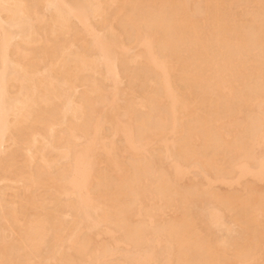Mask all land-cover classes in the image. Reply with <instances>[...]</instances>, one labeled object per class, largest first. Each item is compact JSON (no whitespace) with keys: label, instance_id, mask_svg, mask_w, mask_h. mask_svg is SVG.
<instances>
[{"label":"bare ground","instance_id":"obj_1","mask_svg":"<svg viewBox=\"0 0 264 264\" xmlns=\"http://www.w3.org/2000/svg\"><path fill=\"white\" fill-rule=\"evenodd\" d=\"M263 183L264 0H0V264H264Z\"/></svg>","mask_w":264,"mask_h":264},{"label":"rangeland","instance_id":"obj_2","mask_svg":"<svg viewBox=\"0 0 264 264\" xmlns=\"http://www.w3.org/2000/svg\"><path fill=\"white\" fill-rule=\"evenodd\" d=\"M16 40H17V39H16ZM16 42H17V41H16ZM124 79H125V78H124ZM124 79H123V80H124ZM123 80H122V81H123ZM127 83H128V81H127V79H125V80L122 82L123 87L121 86V88H122V89H125L126 86H127ZM105 86L108 87V83H105ZM124 86H125V87H124ZM81 90H82V89L80 88L79 91H81ZM107 133H108V131H107ZM117 142H118V145H119L120 143H119L118 140H117ZM186 179L188 180V179H190V178H186ZM187 180H186V181H187ZM187 183H188V182H187ZM263 185H264V183L261 184L262 187H264ZM1 186H2V185H0V188H1ZM8 195H9V194H8ZM8 195H7V198L10 199L11 196H10V195L8 196ZM1 198H2V196H1ZM70 227H72V226H70ZM217 232L220 233V234H219L220 236H223V235H224V236H227V235H225L224 232H226V231H224V230H220V231L218 230ZM221 232H222L223 234H222ZM218 233H217V234H218ZM228 233H229V232H228ZM226 234H227V232H226ZM229 234H231V233H229ZM118 259H119V258H118ZM42 260H44V259H41V261H42ZM44 261H45V262H44L45 264H48V263H47V262H48L47 259H45ZM42 262H43V261H42ZM49 262H52V261H49ZM49 264H53V263H49Z\"/></svg>","mask_w":264,"mask_h":264}]
</instances>
